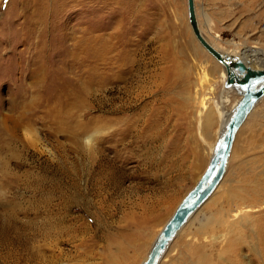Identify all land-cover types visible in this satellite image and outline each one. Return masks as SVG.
I'll return each mask as SVG.
<instances>
[{"label": "rangeland", "instance_id": "obj_1", "mask_svg": "<svg viewBox=\"0 0 264 264\" xmlns=\"http://www.w3.org/2000/svg\"><path fill=\"white\" fill-rule=\"evenodd\" d=\"M194 4L217 48L264 54V0ZM222 70L186 0H0V264H143L207 168L221 123L198 165L196 115L225 95ZM233 146L191 219L218 224L234 190L227 240L188 254L187 225L162 264H264V98Z\"/></svg>", "mask_w": 264, "mask_h": 264}, {"label": "water", "instance_id": "obj_2", "mask_svg": "<svg viewBox=\"0 0 264 264\" xmlns=\"http://www.w3.org/2000/svg\"><path fill=\"white\" fill-rule=\"evenodd\" d=\"M186 3L187 18L194 37L201 47L223 64L227 75L224 88L236 90L241 98L235 106L207 168L157 235L143 264L158 263L170 240L217 186L224 175L227 159L238 129L254 105L264 97V68H252L237 56L223 53L214 48L200 31L194 0H186Z\"/></svg>", "mask_w": 264, "mask_h": 264}, {"label": "bare ground", "instance_id": "obj_3", "mask_svg": "<svg viewBox=\"0 0 264 264\" xmlns=\"http://www.w3.org/2000/svg\"><path fill=\"white\" fill-rule=\"evenodd\" d=\"M77 1V0H76ZM92 1V0H91ZM85 3V2H84ZM195 5V4H194ZM57 10V9H56ZM197 17V16H196ZM85 21V20H84ZM84 21H79L78 22V26L80 25V23L84 22ZM123 21V20H121ZM76 22V21H75ZM88 23V22H87ZM122 25L123 24H120V29H122ZM199 26V25H198ZM200 28V26H199ZM123 30V29H122ZM200 31L202 33V35L205 37V39L214 47L216 48L217 50L223 52V53H227L229 55H233V54H230L228 52H224L222 51L221 49L217 48V46H215L213 43H211L208 38L203 34L201 28H200ZM196 39V38H195ZM198 42V41H197ZM140 45V44H139ZM200 45V44H199ZM203 48V47H202ZM165 49V54H167V52H169L168 49V45H167V48H164ZM204 49V48H203ZM205 50V49H204ZM173 50H171L172 52ZM206 51V50H205ZM162 52V50H161ZM207 52V51H206ZM173 53V52H172ZM208 53V52H207ZM168 56V55H167ZM259 58H250V57H247L246 55H241V57H238L240 58L245 64L251 66L252 68H264V67H260L262 66V63H260V60L262 61L264 58H262L261 56H264V54H260L258 55ZM163 58V57H162ZM247 58H250V60H247ZM216 60V59H215ZM217 61V60H216ZM217 63H219L217 61ZM222 67H223V70L221 72V77H224L225 81L227 79V75H226V72H225V68L223 66V64L219 63ZM59 86V84H58ZM148 86V85H147ZM57 89V88H55ZM57 91V90H56ZM234 89H231V88H227L225 89V92L224 94L225 95H222L221 97V101L218 102V101H213L211 102V100L209 99H205L203 101V104L201 107H199V111L197 113V120H198V123H199V126L197 127V130H198V133L200 134V145L198 144V142L196 141L195 143H197L196 148H198V150H196L194 152V157L196 158V161L195 163H199L198 165H201L202 164V156H201V151L202 149L199 147H201V143L203 142V139L204 138H207V140L209 141V139L212 138V134H213V129H214V125H215V113L218 115V121L221 123V127L217 133V142H213V145L212 147L210 148V159L213 157V155L215 154L216 152V149H217V146L219 144V141H220V138H221V135L230 119V117L232 116L233 112H234V109H235V106L237 104V102L240 100V98H235L233 104L230 106V108H228V104H231V97L230 94L231 93H235ZM237 92V91H236ZM238 93V92H237ZM239 94V93H238ZM240 96V94L238 95ZM237 96V97H238ZM264 98V97H263ZM262 98V99H263ZM262 99H260L256 105H254L253 109L250 111V113L248 114V116L246 117V119L244 120V122L242 123V125L240 126V128L238 129L237 131V134L236 136L238 135L239 131L242 129V127L246 124L248 118L250 117V115L252 114V112L255 110V108L257 107L258 103H260L262 101ZM207 101H210V103H207ZM207 103V104H206ZM212 103V107H211V104ZM214 109V110H212ZM193 137V136H192ZM236 138V137H235ZM193 139V138H192ZM195 139V137H194ZM197 140V138L195 139ZM212 140V139H211ZM214 141V140H212ZM235 141V139H234ZM233 145H234V142H233ZM232 145V148H231V151H230V154L228 156V159H227V163H226V166H225V172H224V175L222 176L221 180L219 181V183L217 184V186L214 188V190L211 192V194L208 196V198L196 209V211H194V213H192V215L188 218V220L184 223V225L177 231V233L174 235V237L170 240L169 244L167 245L166 249L164 250L162 256L160 257L159 261L157 264H162L163 260L167 257V253L173 243V241L175 240L176 237H178L181 233V231L183 230L184 227H186L187 225V231H188V234L192 237L190 240H194V244L192 243V245H190L188 243V241H185V247H187L186 249H188V254L189 252H193V250H196L198 252H209L211 251L209 249V247L211 245H214L216 244V242L224 237V241L227 240V236L229 235V231L230 229L234 228V225L233 223H230V221H228V218L227 217H231V218H238V216L240 214H242V206H238L239 203H237L239 200H238V197L240 198L241 196L238 195L237 192H234L233 191H229L226 195V201L227 203H230V205H228L230 208H229V212L227 213H224V207L221 206V211H220V215H221V221L218 223V224H213L212 226L210 227H207V225H200L198 223H195L194 221L192 222L191 219L193 218V216L200 210L204 207L205 203L207 201H209V199L213 196V194L215 193V191L217 190V188L219 187L221 181L223 180V178L225 177V174H226V171H227V165L229 163V159H230V156H231V153L233 151V146ZM201 150V151H200ZM210 161V160H209ZM205 162V161H204ZM207 163V162H206ZM197 165V164H195ZM208 166V165H207ZM197 168V167H196ZM202 176V175H201ZM242 200V198H241ZM244 201V200H243ZM242 201V202H243ZM226 207V206H225ZM233 215V217L231 216ZM227 219V220H225ZM191 221V222H190ZM210 224V223H209ZM220 229V230H219ZM216 231H221L220 232H216ZM226 232V235L223 234V232ZM216 232V233H215ZM236 240V239H235ZM237 241V240H236ZM210 244V246L208 245ZM189 246L191 248H189ZM185 249V250H186ZM186 253V252H185ZM182 255H184V253L182 252ZM185 257V256H184ZM187 257V256H186ZM186 260V259H184ZM205 264V263H204Z\"/></svg>", "mask_w": 264, "mask_h": 264}]
</instances>
